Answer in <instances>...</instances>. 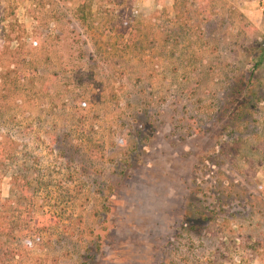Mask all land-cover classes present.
I'll list each match as a JSON object with an SVG mask.
<instances>
[{
	"label": "rangeland",
	"instance_id": "rangeland-1",
	"mask_svg": "<svg viewBox=\"0 0 264 264\" xmlns=\"http://www.w3.org/2000/svg\"><path fill=\"white\" fill-rule=\"evenodd\" d=\"M0 106V264H264V0H0Z\"/></svg>",
	"mask_w": 264,
	"mask_h": 264
},
{
	"label": "trees",
	"instance_id": "trees-1",
	"mask_svg": "<svg viewBox=\"0 0 264 264\" xmlns=\"http://www.w3.org/2000/svg\"><path fill=\"white\" fill-rule=\"evenodd\" d=\"M12 24H9V27L11 26ZM5 28H3V32L5 33V30H4ZM10 30V29H9ZM11 31V30H10ZM8 37H11V32H8ZM21 37L20 36H15V37H13L12 36V38H11V40L12 41H14V40H17V39H20ZM10 73H11V71H10ZM1 107V106H0ZM0 172H4L5 171V168L6 167H8V160L9 161H12V162H14V160H15V158H16V154L14 153V155H13V152H10V155H9V158H6L5 156H4V152L6 151V150H2V147H3V145H4V143H5V141H3V139H8V140H10V138L8 137V136H3V134H1L0 133ZM12 164V163H11ZM11 178H12V191L14 192V195L15 196H17V199L20 201V200H23V199H27L29 196H30V193L29 192H27V189H28V185L27 184H24V179L22 178V174L19 172V171H17V172H15V173H13L12 175H11ZM31 197V196H30ZM10 204H9V203ZM14 204H19L18 202H15L14 203V201L13 202H11V199H8V200H6V199H3L2 198V195H1V191H0V217L2 216V213H3V211H4V208H6V206L9 208V207H13V205ZM12 205V206H11ZM7 236H9V237H11V240H12V238L13 237H16L17 238V236H18V233H15V228L13 227H11V228H9V232H7V234H6ZM2 236H1V233H0V252L2 251V246H3V244H4V242H3V240H2V238H1ZM19 239V238H18ZM11 252H12V250H11ZM13 253V257L15 256V254H16V252L15 251H13L12 252ZM0 259H1V257H0Z\"/></svg>",
	"mask_w": 264,
	"mask_h": 264
}]
</instances>
